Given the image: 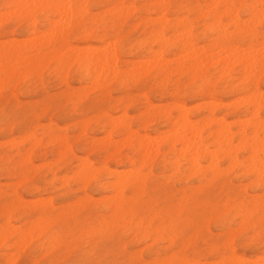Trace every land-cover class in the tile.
Wrapping results in <instances>:
<instances>
[{"label": "rangeland", "instance_id": "1", "mask_svg": "<svg viewBox=\"0 0 264 264\" xmlns=\"http://www.w3.org/2000/svg\"><path fill=\"white\" fill-rule=\"evenodd\" d=\"M117 1L91 0L86 3L85 7L90 12L85 17V20L95 18L97 24L95 31L92 37L86 40L83 36V30L80 28L76 29L71 35L68 44L69 47L86 48L92 44L100 45L99 41L103 39L102 42L106 43L101 46L107 49V45L113 43L110 47L117 49L121 61L124 62L121 65L122 70H125V65L127 66L129 64V69L134 71L131 73L132 76H130V79L124 81V79L114 80L113 77L109 80L104 78L106 82L103 80V86L110 83L105 87L107 91L103 94L98 92L97 89L95 90V87L87 80L88 78L81 76L77 65L73 64L71 68L68 65L70 69L66 67L64 76H59L54 72L56 64L49 61L48 66L42 73L41 69L47 65L45 64L47 62L41 63L43 66L40 63L35 64V66L28 64L25 68L28 78L21 79V76H17L8 84L4 83L0 85V230L3 232L2 234L0 233V237L5 235L6 238V240L0 238V264H67V262H70V264H133V262L135 264H140V262H144V264H170L169 260L173 257L200 264H215L214 262L216 264H229L226 259L232 253H238L240 257L250 261L263 259L264 243L261 242V226L264 225V173H261L263 170H260V174L258 172L257 175L255 169L257 167L253 168L256 174L255 171L250 173L253 171L251 170L253 166L251 164L252 161L249 159L248 164V160H245L252 156L249 150L239 149L240 152L235 151L234 153L233 151L230 153V157L233 159L232 168L231 165L230 167L229 165L226 166L227 164H231L229 155L225 154V158L224 154L219 153L220 151L217 152L219 155L216 153L217 156L214 153V156L217 157L214 160L215 162L218 161V166L216 165L217 174L219 173L218 177L214 173V164L211 165V162L208 160L210 154L208 156H202L200 166L204 168L197 167L203 172L195 174L193 171L197 167L195 166L192 169V164H189V153H183L184 156L178 158L176 155L161 150V153L158 152V155H155L157 158L154 161V157L152 159L151 155L153 154L152 151L154 149L157 150V148L153 145L152 151L150 150V153L148 152L151 154L149 159L147 158L148 155H145L148 153L143 152L137 155L136 151L133 152L130 143H122L123 140H121L124 139L125 141L128 137L124 128L130 124L129 126L133 134L137 132L141 136L152 137L154 139L152 142L154 141V143L156 140V143H159L162 137L164 138L162 139V143H165L170 139L168 137H173L172 134L180 133V128L177 129L178 132H175L174 130L178 127H174L173 125L177 121L174 120L180 116V107H183V109L186 108L189 118L192 121L198 122V132L201 129V124H204L203 126H206L205 123L209 124L204 127V130L202 129L203 131H200L205 138L208 137L209 132L214 134L218 132L216 129H220L218 122L221 120L229 123H227L229 126L226 123H223V126L230 128L232 132H237L243 128L246 125L245 119L249 120L248 118H250L254 123L258 121V119L252 118L251 112H254V110L252 108L248 109V106H246L247 103H243L242 107L240 105L243 102L241 99L243 94L240 83L235 81L233 82V86H231L229 80L225 77H220L212 67L207 71V77L210 80L211 86H209L203 95L198 92V88L202 83L193 73L182 77L175 76L173 78L174 81L181 79L179 90L177 93H174L173 83H169L167 88L162 87L161 84H153L152 81L157 73V69L155 70L151 67L152 69L149 71V69L146 70L144 65L141 67L145 69L140 68L139 64H145L149 61L157 60L158 57L160 58V53H164L167 60H175L176 56V60H179V58H183V54L188 55L190 53L191 49L187 50L184 48L185 53L182 52L184 50L180 49V45L190 37V30L186 27L188 25H185L186 21H189L186 24H191L190 28L193 26V36L197 49L202 47L208 51L211 50L210 53L216 54L219 50L216 42L218 34L214 33L210 26H207L210 23L205 24L199 18V15H197V11L183 9L184 5H189L188 9L195 7L196 2L200 0H171V8L167 19L172 23V27L177 28L174 31L166 28L161 30L163 32L162 38L166 39L168 37L167 47L164 46L166 43L164 44L163 41H159L161 38L158 39V33H156L157 38L155 39L154 34L150 33L152 29L149 26L146 27L142 21L144 18H148L152 22L154 20L152 17L157 16L159 18L162 13L158 8L155 7L154 10L150 8L151 3L155 4L158 1L125 0L119 3ZM125 5L128 7L126 8ZM117 6H119L118 11L120 10V6H123L121 9L123 10L125 8L126 14L122 11L121 15H116L117 10L115 7L117 8ZM111 10L114 12L112 13ZM109 12L112 14H109ZM180 18L183 20L180 21ZM177 19L182 24L177 25ZM243 19L248 20L249 18L243 17ZM52 20L55 21L57 19L53 18ZM76 20H78L77 17L73 19V21ZM40 21L41 18L38 19V22ZM155 21H157L156 18ZM226 21L225 19L224 22ZM98 22L114 23L110 24L106 31H103L104 28L98 25ZM226 23L224 25L229 28L228 33L232 34L234 31L232 30L230 32L232 29L230 27L231 25ZM27 25L26 23L17 25L14 22L7 23L2 30L3 34L7 37L6 41L10 39L15 42H18L17 40L19 42L21 40H28L29 30L27 29ZM40 29L42 30V27ZM184 29L189 30L186 36L183 35ZM180 31H183L182 36L189 37L183 41L180 38L181 33L180 35L177 33ZM174 36L180 40H174ZM153 38L159 42L153 40ZM150 40H153V42ZM239 41L236 40L234 44L239 43ZM164 42L166 41L164 40ZM162 44L164 45L162 46ZM149 46L152 48L154 54L155 52L163 51L158 52V57L151 55V59L146 58L150 50ZM242 46L243 49H247L246 46L248 44H243ZM212 53L211 55H213ZM156 63H158V60ZM138 65L139 67H137ZM36 68L38 72H36ZM15 69L13 68V70ZM140 69L141 72L137 73V70L140 71ZM135 72L141 77L139 76V78L137 74H134ZM134 78H137L138 81ZM191 79L195 80L193 81ZM258 88L264 95V76L259 80ZM232 89H234V94L232 93ZM212 103L215 106L214 104L211 106L217 109L214 110L210 106ZM234 103L235 107L231 106ZM172 104L180 107H173L172 111L168 110L169 107L171 108L173 106ZM157 105L162 111L166 110L164 114H162L161 110H157ZM150 106H153V109ZM158 111L159 113H157ZM122 114L127 116L125 118L127 121H124V116H120ZM147 114L153 116L148 115L150 117H145ZM168 115H171L173 123L166 121ZM118 116L121 120L118 119ZM112 117L113 119L115 118L114 120L117 119L124 122V124L118 122L120 125L121 123L123 124L120 129V125L115 123ZM108 118L113 120V127L108 122L110 121ZM213 118L216 121L218 118L220 120L217 122L211 121ZM260 118L264 119V109L260 113ZM236 119L237 121H235ZM210 121L211 123L214 122L211 126ZM231 121H235L236 124ZM82 126H85L86 130ZM83 130L85 131L83 132ZM166 132L167 134H171L170 132H172L171 136L169 134L167 135ZM26 138L27 141L25 140ZM104 138L105 142H103ZM63 139L66 141H64L65 144L62 143L63 145H61L59 141L62 142ZM35 140L39 142L37 141L35 143ZM119 140L125 146L122 150L121 146L119 148L120 150L117 149V144L121 145ZM212 143L209 144V153L211 151L213 152L215 147L214 143ZM235 144L237 146L238 142H234ZM30 145L33 146L30 147ZM68 147L69 149L71 148V151L68 150ZM216 147H221L220 149L228 153V147L224 146L223 148L221 144H217ZM63 148H66V150ZM116 149L119 151L117 152L118 154L116 152L115 154L113 153ZM29 151L30 155L28 157ZM154 152L156 154V151ZM234 154H237L235 155L236 163H234ZM222 155L224 158H222ZM144 158L147 160L145 161ZM256 158L258 159V157ZM261 158L262 155L260 154L259 160ZM176 159L179 163L178 168L174 166ZM151 160L154 162H149ZM214 160L212 161L214 162ZM261 160L263 162V159ZM131 161L132 163H130ZM144 161L145 163L147 161L149 163L147 162L148 164H145ZM238 161L240 162L238 163ZM85 162L86 165L87 163L90 166L92 164V171L89 170L90 175L85 172L86 175L83 174L84 168L83 170L81 169V167L86 166L84 165ZM206 162L210 163L208 164ZM258 162H256V165L259 164ZM240 163L242 165L237 168ZM80 164H82L81 167ZM235 164L237 167L233 169ZM246 164L248 166H243ZM259 165V167H262L264 164L260 163ZM90 166L87 167V172ZM209 166H214V168ZM78 167H80V171ZM95 167L97 175L94 174L95 172L92 173ZM226 167L227 170L232 169L233 171L229 173V171L225 170ZM97 168L98 170L101 169L102 172L100 171L99 173ZM107 168L111 173H106ZM137 168L139 169V174L142 173L145 175H140V177L145 178L143 179L145 182L143 181L142 187L140 186L142 184L138 177L139 175H137ZM129 169L130 172L134 171V175L135 171L137 172L136 177L138 182L140 180L139 183L137 181L133 184L128 183V180H126L128 177L126 178L124 176L126 179H123L127 183L121 184L120 172L125 171L124 173L126 174V171H129ZM200 169L199 171H201ZM221 169L222 171L219 172ZM262 169H264V166ZM81 170L83 175L79 176V174L81 175ZM224 170L226 171L225 176ZM29 171L32 173H28ZM76 171L78 173L74 177ZM114 171L115 173L118 171V174H115ZM130 172L128 173L130 174ZM146 172L147 175L145 174ZM190 172L193 175L195 174L193 178H190L192 175H190ZM213 173L215 175L214 177L212 175ZM111 174L114 176L112 177ZM95 175L96 177H94ZM134 175L133 178H135ZM261 175L262 177H260ZM130 176H132V173L129 175V178ZM68 177L71 178L69 179ZM82 177L86 178L88 183ZM23 178L26 179L24 180ZM60 178L62 179L60 180ZM83 179L85 182L80 181ZM135 179H129V181L134 180L135 182ZM117 180H119V184L116 183ZM19 182H21L20 185ZM113 182L117 186L115 184L113 185ZM84 183H86V188L83 186ZM122 185L126 186L125 189L121 194L119 193L118 195L117 193L121 198L119 201L115 200L117 198L114 197L116 193L113 190H118V187L122 189ZM139 189L141 191V193L139 191L140 194L136 191ZM124 197L126 200H122ZM130 199L133 201V204L132 201L128 202ZM253 199H257L258 202L253 204L251 202ZM118 202L123 204H118L120 206L118 210L115 207V210L113 205H117ZM114 210L116 213H114ZM245 212H248V215ZM115 216L117 217L115 218ZM129 220H131L130 224ZM136 221L139 225L136 224ZM44 224L46 225L44 226ZM36 225L39 227L37 226L38 228H36ZM161 228L163 232L159 230ZM44 231L46 232L44 233ZM6 232L9 234H7L10 237L9 239L6 236ZM36 234H38V238H35L37 237ZM20 235H22L21 238ZM27 237H30V239ZM21 239L23 240L22 242ZM27 240H29L30 244L27 242L28 246L25 248L23 246ZM13 245H22V248L20 246L17 249Z\"/></svg>", "mask_w": 264, "mask_h": 264}, {"label": "bare ground", "instance_id": "2", "mask_svg": "<svg viewBox=\"0 0 264 264\" xmlns=\"http://www.w3.org/2000/svg\"><path fill=\"white\" fill-rule=\"evenodd\" d=\"M89 1L91 0H0V2L2 3L0 5V85L6 83L8 84L10 81H12L15 77H19L21 76L20 78L21 79H25V78H28V74L27 72L25 71V68L28 64H32L33 66H35V64L37 63H44V62H47L45 64L43 69H41V73L42 71L48 66V62H52V63H55L56 64V67L54 69V72L59 75V76H64V72H65V69H67L66 67H68V65H70V68L74 65H77L78 68H79V72L81 74L82 77H85V78H88L87 80L95 87V90L97 89L98 92H101L103 94H105L107 90H105V87L109 85L106 84L103 86V80L105 79H111L113 77V79L117 80V79H124V81H127L128 79H130V76L131 73H133L134 71H132V69H129V64H127V66L125 65V70H122V66L124 64V62L121 61V57L119 55V53L117 52V49H112L110 46L113 44H110V45H107V49L101 45H103L104 43L106 42H102L103 39H100L101 41H99V44L100 45H95V44H92V45H89L87 46L86 48H75V47H69V39L71 38V35L73 34V32L76 30V29H82L83 30V36H84V39L88 40L90 37H92V34L94 33L95 31V27H96V20L95 18H92V19H87L85 20V17L87 15H89V10H87V7H85V4L88 3ZM125 0H118L117 2H124ZM155 2L158 1V3H151V9L154 10V8H158V10L162 13L159 18L156 16V17H152V19L154 18V20H152V22L148 19V18H144L142 21L144 23V25L146 27L149 26V28L152 29V31L150 32L151 34H154V37L155 39L157 38L156 37V33H158V39L161 38V39H164L162 38L163 37V32L161 31L162 29H169V30H173L176 29L177 27H172V23L168 21L167 19V16L170 12V8H171V0H153ZM192 1V0H191ZM9 4H12V5H17L19 7H17L16 9L12 10V12L10 14H6L5 13V5H9ZM131 4V3H130ZM149 5V6H150ZM124 6V5H123ZM122 6V7H123ZM131 6V5H130ZM114 7V6H113ZM118 7L117 8L115 7V9L117 10V13L116 15H121L122 14V11H124V14L125 13V8L122 10L121 6H120V10L118 11ZM125 7L127 8L128 6L125 5ZM189 5H184L183 6V9H186V10H191V11H197V15H199V18L202 19L204 21L205 24H207L208 22L210 23V25L207 24V26L212 29V31L216 34H218V38L216 39V42H217V46L218 47V51L216 52V54H212L210 53V51L206 50V49H202L198 48L197 49V45L195 44V41H194V36H193V26L190 28L191 24H186V23H189V21H186L185 25H188L186 27H188V29L190 30H183V35H187L188 31H189V38L188 37H185V36H182V32H177L178 35H180L181 33V37L182 40L184 41L181 45H180V49L181 50H184L182 52L185 53V49L186 48L187 50L191 49L190 53L187 55V54H181V56L183 58H179V60L176 56L175 60H171V59H166L165 58V55L164 53H160L161 51H158L160 53V58L157 56L159 53L158 52H153L152 48L150 47V50L148 51L147 55H146V58H150L151 55H155V57H158L157 60H158V63L157 60H153V61H149L145 64H139L140 65V68L143 67V65L145 66L146 70L149 69H152L154 68L155 70L157 69V73L155 74L154 76V79H153V84H156V85H159L161 84L162 87L164 88H167V86L169 85V83H173V87H174V90L173 92L174 93H177V91L179 90V85H180V82H181V79H178L176 81H174V77L175 76H185V75H189V74H194L195 77H197L198 79H200L202 85L198 88V92L199 94L203 95L205 94V92L208 90L209 86H211V83H210V80L208 79V69L209 68H213L218 74L220 77H225L227 80H229V83H231V86H233V82L235 81H238L240 83V87L242 89V94H243V97L241 98L242 99V103H240L241 107H242V104H246V106H248V109H253L254 112L252 111L251 112V116L252 118L254 119H258L257 122H252L250 120V118H248L249 120L245 119V123L246 125L243 126V128H239L240 130L237 131V132H232V130L230 128H226L225 126H223V123L225 124L226 122L224 120H221L218 122V125H219V128L220 129H216V131H218L217 133H211L209 132L208 133V137L205 138L203 137V135L200 133V131H203L204 130V127H206L207 125H209L208 123H205L206 126H203L204 124H201V129L200 131L198 132L197 128L199 129V124L198 122L196 121H192L189 116H188V112H187V109H183V107H180V106H174V104H172L173 106L168 110H173V107H180V116L179 118L175 119L174 121V127H178L176 128L179 129L180 128V133H175V132H178V130H171L173 131L175 134H172V132H170L173 137L171 136V134H169L171 137H168L170 138L168 141H166L165 143L163 142L162 143V138L161 136V140L160 142L156 143V139H158L156 137V141L154 143V141L152 142V140H154L152 137V139L148 136L146 137H143L141 136L140 134H138L137 132L135 134H133V131L131 130L130 128V124H128V126L126 125V127L124 128V131L126 132V135L128 136L125 141L124 139H121L123 140L120 141V143H126V144H131V147L133 148V152H137V155H140L141 153L145 152V153H150V150L152 151V145L157 148L154 149V151H156V154L154 151H152V155L151 154H145V155H148L145 156L147 158L150 157V155L152 156L151 158L153 159L154 157V161L156 160L155 158V155L157 156L158 155V152L161 153L160 151L161 150H165L166 153H170L172 155H176L178 158L180 156H184V154H188L189 157V164L191 163V167L192 169H194L193 167H202L200 166V159L202 158V156H205L208 154H210V158L208 156V160L211 162V165L214 164L215 166V174L218 175L219 177V173L217 174V170H216V167L218 166L217 165V162H215V156H217V152L220 151L219 153L221 154H224V157H225V154L226 155H229V159L230 160V163L231 164H227L226 166L231 165V168H232V163H233V159L232 157H230V153L234 151L236 152H240V150H249L250 151V154L252 156H250V158H247L245 160H248V164H249V159L250 161H252L251 164H253L251 170H253V168L256 169L257 171V175H258V172L260 174L261 173H264V169H262V167H259L260 163L264 164V119H261L260 118V113L261 111L264 109V95L262 94V92L259 90L258 88V82L259 80L261 79V77L264 76V0H200L199 2H196V6L191 8V9H188ZM132 9V8H131ZM114 10V8H113ZM115 10V11H116ZM135 10V9H134ZM133 10V11H134ZM106 11V10H105ZM130 11V10H129ZM112 12V10H111ZM109 12V14L111 13ZM114 12V11H113ZM112 12V13H113ZM111 13V14H112ZM148 13H149V10H148ZM105 14V13H104ZM103 14V15H104ZM123 14V15H124ZM102 15V14H101ZM162 16V18H161ZM78 18V20L76 21H73L74 18ZM119 17V16H118ZM123 17V16H122ZM243 17H247L249 18L248 20H244ZM41 18V21L38 22V19ZM53 18H56L57 20H52ZM100 18V17H99ZM124 18H125V15H124ZM155 18L157 21H155ZM185 18V17H183ZM197 18V17H196ZM227 20L226 22L228 23V25H231L230 27L232 28L230 30V32L233 30L234 32L232 34H229L228 30L229 28H227L226 25H224V20ZM183 20L182 18H180V21ZM195 20V18H194ZM193 20V21H194ZM100 21V20H99ZM103 21V20H102ZM178 21V24H182L181 22H179V19H177ZM175 21V22H177ZM192 21V22H193ZM11 22H14L16 25L17 24H20V23H26L28 24L27 25V29L29 30V39L28 40H21V42H19V40H17L18 42H15V41H11L7 40L6 41V36L5 34H3V28L4 26L7 24V23H11ZM124 22V20H123ZM139 22V21H138ZM212 22V23H211ZM224 22V23H223ZM230 22V23H229ZM114 22H111V23H100L98 22V25H101L104 29L103 31H106L109 27L110 24H112ZM226 23V24H227ZM119 24V23H118ZM138 24V23H137ZM136 25V24H135ZM158 26V28H156ZM198 26V25H197ZM42 27V30L40 29ZM185 27V26H184ZM183 27V28H184ZM185 27V28H186ZM207 27V28H208ZM134 28V27H133ZM204 29V28H203ZM102 30V29H101ZM13 33V32H12ZM176 33V32H175ZM204 33V32H203ZM45 34V36H43ZM135 35V33H134ZM172 36H173V33H172ZM176 36V35H175ZM174 36V40L177 39L176 37ZM204 36V35H202ZM148 37V36H147ZM216 37V36H215ZM238 37V38H237ZM105 38V37H104ZM146 38V37H145ZM168 38V37H167ZM164 39L166 42H164V40H161L159 39V41H163L164 44H162V46L164 45L165 47H167V43H168V39ZM153 38V40H155ZM116 40V39H114ZM153 40L151 42H153ZM177 40H180L179 38ZM236 40H240L239 43L237 44H234L236 42ZM112 41V40H111ZM119 41V40H118ZM144 41V40H143ZM148 41V42H150ZM157 41V40H155ZM154 41V43H155ZM157 41V42H159ZM109 42V41H108ZM145 42V41H144ZM143 42V44H144ZM173 42V40H172ZM94 43V42H93ZM111 43V42H110ZM179 43V42H178ZM215 43V42H214ZM149 44V43H148ZM216 44V43H215ZM214 44V45H215ZM243 44H248L247 49H243L242 45ZM154 45V44H152ZM158 46V45H157ZM161 46V48H162ZM170 46V45H169ZM164 47V49H165ZM160 48V49H161ZM179 48V47H178ZM163 49V48H162ZM186 50V51H187ZM189 52V51H188ZM214 52V51H213ZM215 53V52H214ZM180 55V54H179ZM178 55V56H179ZM180 56V57H181ZM185 56V57H184ZM151 59V58H150ZM149 59V60H150ZM144 60V59H143ZM141 60V61H143ZM160 60V61H159ZM170 60V61H169ZM133 62V61H132ZM136 62V61H135ZM137 63V62H136ZM13 64V65H11ZM39 64V65H40ZM41 64V65H42ZM164 64V65H162ZM31 65V66H32ZM40 65V66H41ZM72 65V66H71ZM137 65V64H136ZM139 65L137 67H139ZM162 65V66H161ZM43 66V65H42ZM142 66V67H141ZM159 66H161L159 68ZM37 67V65H36ZM152 67V68H151ZM13 68L15 70H13ZM33 68V67H32ZM35 68V67H34ZM68 67V69H70ZM145 68H142V69H145ZM31 69V68H30ZM37 70V71H36ZM36 72H38V69L36 68ZM139 70V69H138ZM137 70V73L138 72H141V69L140 71ZM69 71V70H67ZM145 71V70H144ZM154 71V70H153ZM31 72V71H30ZM143 72V70H142ZM152 72V71H151ZM67 73V72H66ZM65 73V74H66ZM136 72L134 74H137ZM144 73V72H143ZM143 73H142V76H143ZM32 74V73H31ZM141 74V73H140ZM145 74V73H144ZM42 75V74H41ZM104 75V77H103ZM105 75H107L105 77ZM148 75V74H146ZM145 75V76H146ZM138 76V74H137ZM140 76V75H139ZM138 76V77H139ZM23 77V78H22ZM66 77V76H65ZM141 77V76H140ZM139 77V78H140ZM144 77V76H143ZM191 77V76H190ZM194 77V78H195ZM105 78V79H104ZM138 78V79H139ZM20 79V81H21ZM66 79V78H65ZM136 81L137 78H134ZM220 79V78H219ZM113 80V81H114ZM134 80V81H135ZM191 80H195V79H191ZM216 80V79H215ZM218 80V79H217ZM18 81V82H20ZM25 81V80H24ZM111 81V80H110ZM132 81V82H134ZM17 82V83H18ZM63 82H65V80H63ZM106 82V80H105ZM151 82V83H152ZM237 82V83H238ZM70 83V82H69ZM124 83V82H123ZM238 83V84H239ZM16 85V84H15ZM132 85V84H131ZM236 85V84H235ZM90 86V85H89ZM126 86V85H125ZM119 87V85H118ZM122 87V86H121ZM120 87V88H121ZM131 87V86H130ZM155 87V86H154ZM160 87V86H158ZM172 87V85H171ZM3 88V87H2ZM1 88V89H2ZM22 88V87H21ZM90 88V87H89ZM77 89V88H76ZM13 90H14V86H13ZM95 90H93L95 92ZM164 90V89H163ZM172 90V89H171ZM234 89H232V93L234 94L235 92L233 91ZM17 91V90H16ZM136 91V90H135ZM226 91V90H225ZM18 94V93H17ZM84 94V93H83ZM108 94V93H107ZM224 94V93H223ZM226 94V92H225ZM88 95V93H87ZM172 95V94H171ZM214 95V94H213ZM231 96V95H230ZM81 97V96H80ZM104 97V96H103ZM110 97V96H109ZM240 99V98H239ZM240 99V100H241ZM119 102V100H117ZM214 103L210 104L213 105ZM233 104V103H232ZM237 104V103H236ZM149 105V104H148ZM223 105V104H222ZM239 105V104H238ZM215 106V104H214ZM218 106V104H217ZM225 106V105H223ZM231 106H234L235 107V103L234 105H231ZM151 108L153 106H150ZM158 109L157 110H161L159 109L160 107L157 105ZM156 107V108H157ZM213 107V106H211ZM221 107V106H220ZM237 107H240V106H237ZM236 107V108H237ZM190 108V107H189ZM195 108V107H194ZM193 108V109H194ZM214 110L217 109L216 107H213ZM230 108V107H229ZM233 108V107H232ZM153 109V108H152ZM156 110V111H157ZM191 110V109H190ZM38 111V110H37ZM152 111V110H151ZM162 111V110H161ZM164 111V112H163ZM162 111V114L165 113L166 110H163ZM189 111V110H188ZM213 111V109H212ZM59 112V111H58ZM109 112V111H108ZM214 112V111H213ZM50 113V112H49ZM146 114V112H144ZM159 113V111L157 112ZM156 113V114H157ZM170 113V111H169ZM48 114V113H47ZM46 114V115H47ZM58 114V113H57ZM125 114V113H124ZM213 114V113H212ZM254 114V115H253ZM55 115V114H54ZM53 115V116H54ZM103 115V113H102ZM106 115V114H105ZM150 114H147V116L145 117H150V116H153V115H150ZM158 115V114H157ZM104 116V115H103ZM109 116V115H108ZM121 117H123L124 115H120ZM156 116V115H155ZM99 117V116H98ZM117 117V116H116ZM177 117V116H176ZM96 118V117H95ZM124 121H127L125 120V118H127V116L125 115L124 117ZM122 118V119H123ZM130 118V117H129ZM132 118V117H131ZM155 118V117H154ZM167 122H172V117L171 115H168L167 117ZM90 119V118H88ZM109 119V118H108ZM113 119V117H112ZM111 118L109 119L110 121H108L112 127H113V119L112 120ZM118 119L121 120V118H119L118 116ZM145 119V118H143ZM207 119V118H206ZM117 120V119H116ZM114 120L115 123H118V122H122L124 124L123 121H119V120ZM165 120V119H164ZM163 120V121H164ZM216 121V119L214 120L211 119V121ZM218 120H220L218 118ZM217 120V121H218ZM241 120V119H240ZM239 120V122H240ZM247 120V121H246ZM151 121V120H150ZM207 121V120H206ZM210 121V126L211 124H214V122L211 123ZM216 121V122H217ZM237 121V119L235 120ZM235 121H231L232 123H235ZM249 121V122H248ZM209 122V121H208ZM248 122V123H247ZM93 123V122H92ZM121 123V125L119 126V129L120 127L123 125ZM127 123V122H126ZM228 123V122H227ZM226 123V124H227ZM230 123V124H232ZM243 123V122H241ZM90 124V123H89ZM117 124V125H118ZM229 124V123H228ZM227 124V125H228ZM235 124H232V125H235ZM240 124V123H239ZM84 125V124H83ZM217 125V126H218ZM238 125V124H237ZM236 125V126H237ZM87 126V125H86ZM116 126V125H115ZM114 126V127H115ZM147 126V125H146ZM145 126V127H146ZM181 126V127H180ZM229 126V125H228ZM118 127V126H116ZM231 127V125H230ZM233 127V126H232ZM251 127V128H249ZM82 128H86L85 126H82ZM114 129V128H113ZM203 129V130H202ZM206 129V128H205ZM251 129V130H249ZM86 130V129H85ZM83 130V132L85 131ZM111 130V129H110ZM36 131V130H35ZM60 131V130H59ZM112 131V130H111ZM110 131V133H111ZM214 130V132H216ZM251 131V132H250ZM213 132V131H212ZM69 133V132H68ZM113 133V131H112ZM211 133V134H210ZM48 134V133H47ZM108 134V133H107ZM167 134V132H166ZM167 134V135H168ZM165 135V134H163ZM109 136V135H108ZM107 136V137H108ZM31 137V136H30ZM63 137V136H62ZM62 137H59V138H62ZM110 137V136H109ZM108 137V138H109ZM210 137H211V140H210ZM262 137V138H261ZM28 138V137H27ZM27 138L25 139L27 141ZM33 138V136H32ZM106 138V139H108ZM115 138V137H114ZM124 138V137H123ZM167 138V137H165ZM29 139V138H28ZM38 139V138H37ZM40 139V138H39ZM56 139V138H55ZM54 139V141H55ZM92 139V138H90ZM110 139V138H109ZM213 139V140H212ZM41 140V139H40ZM105 142V138L103 139ZM111 140V139H110ZM166 140V139H165ZM33 141V140H31ZM38 141V140H37ZM35 140V143L37 142ZM59 141V140H58ZM66 141L65 139H63L62 142L59 141V143H61V145H63L62 143L65 144ZM93 141V139H92ZM98 141V140H97ZM100 141V140H99ZM107 141V140H106ZM114 141V140H113ZM19 142V141H18ZM23 142V141H22ZM39 142V141H38ZM108 142V141H107ZM213 142L214 143V150L213 152L211 151V153H209L210 151H208V148H209V144ZM234 142H238L237 146L236 144L234 145ZM7 143V142H6ZM20 143V142H19ZM32 143V142H31ZM109 143V142H108ZM107 143V144H108ZM117 143V142H116ZM118 145L117 144V149L120 150V146H121V150L122 148H125L124 145ZM212 143V144H213ZM17 144V143H16ZM110 144V143H109ZM113 144V143H112ZM222 145L223 148L224 146L225 147H228V153L227 151H223L222 149H220L221 147H216V145ZM224 144V145H223ZM36 145V144H35ZM97 145V144H96ZM95 145V146H96ZM33 145H30V147H32ZM104 146V145H103ZM102 146V147H103ZM115 146V145H114ZM124 146V147H123ZM150 146H151V149H150ZM36 147V146H35ZM67 148V146H65ZM98 147V146H97ZM178 147L179 150H178ZM66 148L64 150H66ZM211 148V147H210ZM213 148V147H212ZM218 148V150H217ZM116 149V150H117ZM220 149V150H219ZM33 150V148H32ZM68 150L71 151V148L69 149L68 147ZM68 150H67V153H68ZM114 151L113 153L115 154V152H119L118 150L117 151ZM227 150V148H226ZM31 151V149H30ZM30 151L28 153V157L30 155ZM69 151V152H70ZM181 151V153H180ZM26 153V152H25ZM184 153V154H183ZM213 153V154H212ZM214 153L216 154L214 156ZM24 154V153H23ZM61 154V153H60ZM69 154V153H68ZM113 154V155H114ZM118 154V153H117ZM143 154V155H144ZM169 154V155H170ZM260 154L262 155V158L263 159V162L262 160L260 159L259 160V157H260ZM73 155V153H72ZM154 155V156H153ZM219 155V154H218ZM235 155L237 154H234L233 158L235 157ZM255 155V156H254ZM63 156V155H62ZM115 156V155H114ZM113 156V158H114ZM206 156V158H207ZM248 156V157H249ZM25 157V155H24ZM112 157V156H111ZM142 157V156H141ZM223 155H222V158H224ZM228 157V156H227ZM252 157V158H251ZM256 157H258V159L256 158V160H254ZM26 158H27V154H26ZM61 159H63L62 157H60ZM112 158V159H113ZM177 158V159H178ZM205 158V159H206ZM212 158V159H211ZM220 158V157H219ZM226 158V157H225ZM25 159V158H24ZM150 159V158H149ZM176 159V163H174V160H173V163H174V166L178 168V160ZM211 159V160H210ZM253 159V160H252ZM26 160V159H25ZM28 160V158H27ZM142 160V159H141ZM144 160L146 161L147 159L144 158ZM186 160V159H185ZM207 160V161H208ZM214 160V162L212 161ZM221 160V159H220ZM219 160V161H220ZM223 160V159H222ZM234 163H236V157L234 159ZM244 160V161H245ZM83 161H86V160H83ZM144 161V163H145ZM153 160L149 161V162H154ZM228 161V160H227ZM259 161V162H258ZM26 162V161H25ZM87 162V161H86ZM86 162L84 165H86ZM129 162V161H128ZM143 162V161H142ZM148 162V161H147ZM146 162V163H147ZM148 162V163H149ZM170 162V161H169ZM210 162H206V163H210ZM213 162V163H212ZM240 161H238L239 163ZM247 162V161H246ZM256 162H258L259 164L256 165ZM28 163V161H27ZM26 163V164H27ZM90 163V162H89ZM132 163V161L130 162ZM145 163V164H146ZM147 163V164H148ZM171 163V162H170ZM83 164V163H82ZM80 164V167L81 165ZM207 164V165H208ZM256 166H255V165ZM194 165V166H193ZM217 165V166H216ZM242 164L240 163L237 167V165L235 164L234 165V168L235 169L236 167L239 168ZM259 165V166H258ZM33 166V165H32ZM90 166V164L87 165L84 167H81V169L83 170L84 168V171H83V174H89V170L92 171V164L90 166V168H88V172H87V167ZM142 166V165H141ZM214 166H209V167H212L214 168ZM223 166V165H222ZM243 166H248L247 164L246 165H243ZM250 166V165H249ZM43 167V166H42ZM80 167L79 168V171H80ZM145 167V166H143ZM190 167V166H189ZM199 167H197L196 169H194V173L195 174H200V172H203ZM228 167V168H229ZM86 168V169H85ZM102 168V167H101ZM223 168V167H222ZM247 168H250V167H247ZM261 168V169H259ZM35 169V168H34ZM96 167L94 168V171L92 173L96 174ZM105 169V168H104ZM138 169V168H137ZM136 171L138 172L139 169H140V166H139V169ZM191 169V170H192ZM199 169L201 171H199ZM219 169V167H218ZM225 169V168H224ZM82 170H81V175L79 174V176H82ZM86 170V171H85ZM98 170V168H97ZM135 170V169H134ZM150 170V169H149ZM178 170V169H177ZM196 170V172H195ZM204 170V169H203ZM212 170V169H210ZM227 170V167L226 169ZM224 170V176H225V173L226 171ZM261 170V171H260ZM36 171V170H35ZM78 171V170H77ZM76 171V175L74 177L77 176V172ZM101 169L98 170V172L100 173ZM132 171V170H131ZM135 171V175H134V171L133 172H130V169L129 171H126L127 173L130 172V174L128 173H124V172H120L119 174V177L121 176V184L124 183L125 184V179L128 177V180L127 182L128 183H136V181L138 182L137 180V177H136V174L137 172ZM199 171V172H197ZM208 171V170H207ZM214 171V170H213ZM222 171L219 170V172ZM227 171H233L232 169H228ZM246 171V170H245ZM255 170L251 171L250 172V169H249V172L252 173L254 172ZM256 171H255V174H256ZM85 172V173H84ZM102 172V171H101ZM111 171L108 170L107 168V171L106 173H108ZM244 172V171H243ZM248 172V171H246ZM27 173V172H26ZM28 173H32V172H28ZM80 173V172H79ZM105 173V174H106ZM115 173V171H114ZM132 173V176H130L129 178V175H131ZM149 173V172H148ZM172 173V172H171ZM177 173V171H176ZM214 173L212 174L213 177L215 176ZM249 173V175H250ZM37 174V173H36ZM85 174V175H86ZM113 174V173H112ZM111 174V176H112ZM115 174H118V171H116ZM123 174V175H122ZM147 175V172L145 173ZM180 174V173H179ZM188 174V173H187ZM192 174V175H191ZM194 174V175H195ZM244 174V173H243ZM90 175V174H89ZM89 175H87L89 177ZM97 175V174H96ZM96 175L94 177H96ZM110 175V174H109ZM128 175V176H127ZM133 175L135 176V178H133ZM139 175L138 177L140 178L141 180V184L140 185L141 187L143 186V183L145 182L143 179V177H140L141 176H145L144 174H138ZM190 178L194 177L193 173L190 172ZM227 175V174H226ZM238 175V174H237ZM256 175V176H257ZM263 175V174H262ZM262 175L260 177H262ZM78 176V177H79ZM86 176V177H87ZM114 176V175H113ZM112 176V177H113ZM118 176V175H117ZM123 176V177H122ZM126 176V178L124 177ZM171 176V175H170ZM243 176V175H242ZM247 176V175H246ZM244 176V177H246ZM67 177V176H66ZM77 177V178H78ZM87 177V178H88ZM93 177V176H92ZM259 177V176H258ZM259 177V178H260ZM69 178V177H68ZM71 178V177H70ZM69 178V179H70ZM84 178V177H82ZM117 178V177H116ZM125 178V179H123ZM138 178V179H139ZM21 179V178H20ZM24 179V178H23ZM26 179V178H25ZM24 179V180H25ZM62 178H60L61 180ZM86 179V178H84ZM83 180H80V181H84ZM91 179V177H90ZM129 179H135V182L134 180H130ZM189 179V178H188ZM68 180V179H67ZM117 180V184L118 181ZM124 180V181H123ZM139 180V182H140ZM258 180V178H257ZM256 180V181H257ZM19 181V180H18ZM87 182V179L85 180ZM84 181V182H85ZM89 181H92V180H89ZM144 181V182H143ZM175 181V180H174ZM187 181V180H186ZM215 181V179H214ZM68 182V181H67ZM66 182V183H67ZM126 182V183H127ZM138 182V183H139ZM155 182V181H153ZM88 183V182H87ZM115 182H113V185L115 184L117 186ZM18 184V183H17ZM16 184V185H17ZM21 184V182H19V185ZM65 184V183H64ZM63 184V185H64ZM86 183L83 184V186H85ZM108 184V183H107ZM130 184V185H131ZM148 184V183H147ZM67 185V184H66ZM82 185V184H81ZM89 185V184H88ZM145 185V184H144ZM18 186V185H17ZM82 186V188H83ZM109 186V185H108ZM121 186V185H120ZM137 186V185H136ZM139 186V187H140ZM125 185L123 186L122 185V189L118 187V190L115 189V191L113 190L114 193H116L115 195H119V193L121 194V192H123V190L125 189ZM138 187V188H139ZM81 188V187H80ZM86 188V186H85ZM41 189V188H40ZM120 189V190H119ZM136 189V188H135ZM134 189V190H135ZM155 189V188H154ZM80 190H83V189H80ZM133 190V189H132ZM120 191V192H118ZM138 193L140 191L139 190H136ZM183 191V190H182ZM250 191V190H249ZM141 193V191H140ZM139 193V194H140ZM130 194V193H129ZM114 195V194H113ZM115 200H120L121 197H118L115 196ZM185 195V194H184ZM256 195V194H255ZM262 195V193H261ZM121 196V195H120ZM183 196V195H181ZM17 197V196H16ZM141 197V196H140ZM139 197V198H140ZM189 197V196H187ZM192 197V196H191ZM255 197V196H253ZM84 198V197H83ZM90 198V197H89ZM256 198V197H255ZM18 199V198H17ZM101 199V198H100ZM114 199V198H113ZM125 199L122 198V200ZM128 199V198H127ZM193 199V198H192ZM214 199V197H213ZM212 199V200H213ZM98 200V199H97ZM102 200V199H101ZM105 200V199H104ZM121 200V202H123ZM126 200V199H125ZM197 200V199H196ZM36 201V200H35ZM45 201V200H44ZM50 201V200H49ZM132 200L130 199V201L128 202H131ZM117 202V201H116ZM121 202H118L117 205L114 204V208L117 207V210L119 208L118 204H120ZM253 204L254 203H257V199H253V201H251ZM32 203V202H31ZM96 203V202H95ZM114 203V202H113ZM124 203V202H123ZM121 203V204H123ZM33 204V203H32ZM35 204V203H34ZM37 204V203H36ZM132 204H133V201H132ZM132 204H131V207H132ZM248 204V203H247ZM50 205V204H49ZM185 205V203H184ZM240 205V203H239ZM258 206V205H257ZM111 207V206H110ZM186 207V206H185ZM240 207V206H239ZM242 207H244L242 205ZM83 208V207H82ZM205 208V207H204ZM116 210V208H115ZM114 210V213H116ZM129 210V208H128ZM4 211V210H3ZM253 211V210H252ZM120 212V211H118ZM122 212V210H121ZM131 212V211H130ZM239 212V211H238ZM8 213V212H7ZM223 213V212H222ZM246 214L248 212H245ZM250 213V212H249ZM76 214V213H75ZM244 214V213H243ZM251 214V213H250ZM113 215V214H112ZM193 215V214H192ZM248 215V214H247ZM246 215V216H247ZM9 216V215H8ZM129 216V215H128ZM241 216V215H240ZM243 216V215H242ZM117 216H115L116 218ZM231 218V217H230ZM47 219V218H46ZM114 219V217H113ZM123 219V218H122ZM259 219V218H258ZM263 219V218H262ZM148 220V219H147ZM152 220V219H151ZM47 221V220H46ZM130 221L129 220V224H130ZM209 221V220H208ZM256 221V220H255ZM50 222V221H49ZM103 222V221H102ZM243 222V221H242ZM37 223H39V221H37ZM41 223V222H40ZM43 223V222H42ZM46 223V222H45ZM120 223V222H119ZM141 223V222H139ZM136 224L137 221H136ZM149 224V223H148ZM152 224V223H151ZM150 224V225H151ZM46 224H44L45 226ZM107 225V224H106ZM126 225V224H124ZM139 225V224H138ZM38 225H36V228ZM109 226V225H108ZM107 226V227H108ZM117 226V225H116ZM198 226V225H197ZM202 226V225H201ZM135 227V226H134ZM137 227V225H136ZM135 227V229H136ZM13 228V227H12ZM35 228V227H34ZM43 228V227H42ZM106 228V226H105ZM110 228V227H109ZM128 228V227H127ZM126 228V229H127ZM198 228V227H197ZM204 228V227H203ZM46 229H48L46 227ZM45 229V230H46ZM138 229V228H137ZM147 229H148V226H147ZM164 229V228H163ZM33 230V229H32ZM49 230V229H48ZM140 230V229H139ZM159 230H162L159 229ZM198 230V229H197ZM1 231V230H0ZM28 231V230H26ZM169 231V230H168ZM30 232V230H29ZM46 231H44L45 233ZM125 232V231H124ZM146 232V231H145ZM163 232V230H162ZM161 232V233H162ZM1 234L3 233L2 231L0 232ZM16 233V232H15ZM43 233V232H41ZM141 233V232H140ZM144 233V232H143ZM148 233V232H146ZM239 233V232H238ZM237 233V234H238ZM7 232H6V236H7ZM138 234V233H137ZM156 234V233H155ZM9 235V234H8ZM24 236L26 234H23ZM38 234H36L37 236ZM143 235V234H142ZM22 235H20V238H21ZM27 236V235H26ZM41 236V234H40ZM39 236V237H40ZM35 237V236H34ZM54 237V236H53ZM1 239H5V235H3V237L1 236L0 237ZM7 238L9 239L10 237L7 236ZM26 238V237H25ZM28 238V237H27ZM35 238H38L35 237ZM59 238V237H58ZM30 239V237L28 238ZM50 239V238H49ZM55 239H56V236H55ZM195 239V238H194ZM18 240V239H17ZM16 240V241H17ZM35 240V239H34ZM156 240V239H155ZM23 240L21 239V242ZM33 241V239H32ZM31 241V242H32ZM18 242V241H17ZM16 242V243H17ZM25 242V240H24ZM27 242L30 244L29 240L26 241V244H24L23 247H27L28 244ZM55 242V241H54ZM170 242V240H169ZM4 243V241H3ZM15 243V244H16ZM167 243V242H166ZM224 243V242H223ZM20 244V242H19ZM227 244V243H226ZM2 245V243H1ZM18 245V244H16ZM23 245V243H22ZM22 245L21 248H22ZM14 246V245H13ZM20 246H14L16 247L17 249L20 247ZM96 247V245H95ZM15 248V249H16ZM24 249V248H23ZM52 250V249H51ZM170 250V249H169ZM21 252V251H20ZM23 252V251H22ZM210 254V253H209ZM234 253H232L228 259V262L229 264H231V261L233 259H235L236 257L233 255ZM14 255V254H13ZM17 255V254H15ZM219 257V256H218ZM243 258V257H242ZM260 258V257H259ZM263 259H258V261H250L251 264H264V257H262ZM224 259V258H223ZM245 259V258H244ZM10 260H13V259H10ZM221 260V259H220ZM247 260V259H246ZM257 260V259H256ZM225 261V259H224ZM161 262V261H160ZM168 262V261H167ZM166 262V263H167ZM219 262V261H218ZM162 263V262H161ZM169 263L170 264H200V263H194V262H190L186 259H178L177 257H173L169 260ZM216 264V262H214ZM220 263V262H219ZM223 263V261H222ZM168 264V263H167ZM204 264V263H203ZM213 264V263H211ZM224 264V263H223Z\"/></svg>", "mask_w": 264, "mask_h": 264}, {"label": "snow or ice", "instance_id": "3", "mask_svg": "<svg viewBox=\"0 0 264 264\" xmlns=\"http://www.w3.org/2000/svg\"><path fill=\"white\" fill-rule=\"evenodd\" d=\"M4 7H5V13L10 14L12 10L16 9L19 6L9 4V5H5ZM261 242L264 243V225L261 226ZM233 255L236 258L231 261V264H251L250 261L240 257L238 253H234ZM67 264H70V262H67ZM133 264H135V262H133ZM140 264H144V262H140Z\"/></svg>", "mask_w": 264, "mask_h": 264}]
</instances>
